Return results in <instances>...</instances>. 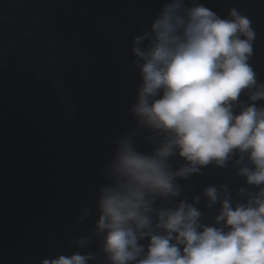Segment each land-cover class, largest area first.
I'll list each match as a JSON object with an SVG mask.
<instances>
[{
  "label": "clouds",
  "instance_id": "9594fccd",
  "mask_svg": "<svg viewBox=\"0 0 264 264\" xmlns=\"http://www.w3.org/2000/svg\"><path fill=\"white\" fill-rule=\"evenodd\" d=\"M255 39L251 20L236 8L221 17L189 0H165L150 31L133 38L143 83L132 112L163 140L151 153L122 141L111 166L113 183L101 189L96 231L111 264H264V105L256 103L264 100V83L249 62ZM246 90L253 103L240 104L237 112ZM175 155L184 164L173 170ZM245 156L248 163L237 174L257 191L235 207L225 193L216 217L221 227L200 224L201 212L186 200L174 209L154 207L158 198L180 195L178 177L209 164L226 167L233 157L239 165ZM204 195L210 205L218 200L215 186ZM90 240L73 246L85 248ZM94 259L90 251H75L40 264Z\"/></svg>",
  "mask_w": 264,
  "mask_h": 264
},
{
  "label": "water",
  "instance_id": "95a60500",
  "mask_svg": "<svg viewBox=\"0 0 264 264\" xmlns=\"http://www.w3.org/2000/svg\"><path fill=\"white\" fill-rule=\"evenodd\" d=\"M164 2L0 0V233L113 183L122 141L159 147L163 137L132 112L143 83L132 41ZM189 2L251 20L249 62L264 83V0ZM250 103L246 90L235 110Z\"/></svg>",
  "mask_w": 264,
  "mask_h": 264
}]
</instances>
